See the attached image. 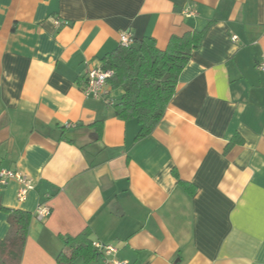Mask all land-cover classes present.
Listing matches in <instances>:
<instances>
[{
	"label": "crops",
	"instance_id": "1",
	"mask_svg": "<svg viewBox=\"0 0 264 264\" xmlns=\"http://www.w3.org/2000/svg\"><path fill=\"white\" fill-rule=\"evenodd\" d=\"M203 29L148 136L81 91L119 33L163 49ZM263 60L264 0H0V169L32 187L0 194L31 214L20 264L85 230L127 264H264Z\"/></svg>",
	"mask_w": 264,
	"mask_h": 264
},
{
	"label": "trees",
	"instance_id": "2",
	"mask_svg": "<svg viewBox=\"0 0 264 264\" xmlns=\"http://www.w3.org/2000/svg\"><path fill=\"white\" fill-rule=\"evenodd\" d=\"M206 30L171 36L163 49L156 46L154 39L145 37L135 40L133 46L119 45L102 59V70L113 73L108 80L111 90L123 92L112 103L115 117L122 121L136 119L140 127L138 139L148 136L162 119L175 94L179 74L200 46ZM0 211L8 215V230L0 240V264H20L31 214L1 206ZM88 236L89 232L85 230L74 238L61 237L63 248L56 264L98 261L99 254L93 250Z\"/></svg>",
	"mask_w": 264,
	"mask_h": 264
},
{
	"label": "built area",
	"instance_id": "3",
	"mask_svg": "<svg viewBox=\"0 0 264 264\" xmlns=\"http://www.w3.org/2000/svg\"><path fill=\"white\" fill-rule=\"evenodd\" d=\"M185 16L190 17L194 15V12H185ZM54 26H58L59 22L55 21ZM119 45L122 47L133 46L135 43L134 37L130 33L121 32L119 33ZM232 41H236V37L231 38ZM256 68L264 72V60L257 64ZM111 71H104L102 68H92L86 73V81L81 90L85 96L92 97L94 99H101L105 102V104L113 105L114 101L109 97L110 94V86L108 85V80L110 76H112ZM68 127V125H67ZM15 180L18 183V193L17 199L23 201L25 199L28 191L32 189L29 179L23 175L18 173L15 170L9 169H0V194L3 191L4 187L7 186L9 181ZM46 209L40 208L36 211V216L38 218H42L43 216L48 214ZM93 250H95L99 254L98 264H127L126 262L119 261L115 258V254L117 250L115 247L109 244L100 243L98 241H94L91 244Z\"/></svg>",
	"mask_w": 264,
	"mask_h": 264
}]
</instances>
